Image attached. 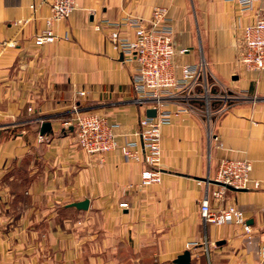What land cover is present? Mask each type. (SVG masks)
Masks as SVG:
<instances>
[{
  "label": "crops",
  "instance_id": "1",
  "mask_svg": "<svg viewBox=\"0 0 264 264\" xmlns=\"http://www.w3.org/2000/svg\"><path fill=\"white\" fill-rule=\"evenodd\" d=\"M40 2L0 0V264H174L186 250L191 264H264V77L238 64L236 6L230 0H78L66 20L52 25L68 40L37 45L51 12L42 3L33 16ZM157 5L170 10L177 49L189 48L176 63L204 58L214 81L239 98L210 122L199 107L174 115L162 127L163 180L143 187V163L126 161L120 148L85 153L75 124L65 122L75 110L95 111L119 124V144L137 129L147 108L133 102L137 63H124L110 29L94 24L127 15L147 19ZM43 121L52 122V132L39 142ZM223 158L249 159L252 178L262 182L258 189H229L222 202L243 210L249 234L239 225L203 224L205 181L215 179ZM87 198L86 211L67 206ZM191 242L196 246L187 247Z\"/></svg>",
  "mask_w": 264,
  "mask_h": 264
},
{
  "label": "built area",
  "instance_id": "2",
  "mask_svg": "<svg viewBox=\"0 0 264 264\" xmlns=\"http://www.w3.org/2000/svg\"><path fill=\"white\" fill-rule=\"evenodd\" d=\"M230 1L237 5L243 16H253L252 21L239 26L242 49L238 64L244 71L258 72L264 77V0ZM44 2H49L51 12L46 18V28L35 36L36 44L53 43L61 38L68 40L69 36H59L52 24L67 19L76 10L78 0H42L40 4L33 5V13ZM103 27L110 29L113 48L123 57V62L137 63L132 76L136 94L133 102L147 106L145 113L147 109H155L156 116L148 117L144 114L140 117L137 129L126 134L122 144L118 140L119 124L109 122L100 114L75 110L73 120L66 121L65 125L69 127L75 124L78 144L85 153L103 155L120 148L126 161L143 163L141 186L159 184L163 180L162 127L170 124L174 115L198 110L197 107L210 122L214 114L225 111L239 97L223 90L214 81L204 58L196 64L176 63V57L187 53L189 48L177 49L175 26L167 6H155L151 17L147 19L128 15L119 21L105 18L94 24L98 31ZM128 29L133 30V36ZM9 44L14 45V42ZM177 102L181 104L178 109L169 108V105ZM38 140L44 142L46 136L39 134ZM213 140L218 142L219 147H223L219 137L214 135ZM252 171L253 163L246 158H223L220 161L215 179L208 177L205 181L208 188L200 204L204 225H239L247 234L251 233L252 229L243 210L233 203L222 204L229 189L218 184L215 190L209 187L217 181L242 190L252 187L258 189L262 187V182L252 178ZM212 199L216 201L215 204ZM120 206L128 207V203L123 202ZM205 241L209 244L208 240ZM194 246L195 242L187 245L189 248ZM260 255L264 261V246Z\"/></svg>",
  "mask_w": 264,
  "mask_h": 264
},
{
  "label": "water",
  "instance_id": "3",
  "mask_svg": "<svg viewBox=\"0 0 264 264\" xmlns=\"http://www.w3.org/2000/svg\"><path fill=\"white\" fill-rule=\"evenodd\" d=\"M237 78L238 77H235V79H237ZM146 115L148 117H155L156 116V110L155 109H147ZM49 132H52V122H50V121H43L42 124H41L40 133L42 135H45V134H47ZM215 183L218 184V185L225 186L228 189L233 190V191H240V190H242V189H237V188H234V187H231V186H228V185H224L221 182H217L216 181ZM67 206H69V207H75L78 210L86 211V210L89 209L90 200L87 198V199H84V200H81V201L71 202ZM174 264H191V251L190 250H186L182 254H180L174 260Z\"/></svg>",
  "mask_w": 264,
  "mask_h": 264
},
{
  "label": "rangeland",
  "instance_id": "4",
  "mask_svg": "<svg viewBox=\"0 0 264 264\" xmlns=\"http://www.w3.org/2000/svg\"><path fill=\"white\" fill-rule=\"evenodd\" d=\"M40 1L42 2V0H40ZM41 2H40V3H41ZM40 3H37V5L40 4ZM44 4H48V5H49V2H44L43 5H44ZM34 5H36V4H34ZM41 6H42V5L39 6L38 10H37L35 13H33V10H32L33 16H35V15L37 14V12L40 10V7H41ZM234 6H236V8H237V10H236L237 12H236V13H237V17H238L239 20H240V24L243 25L244 23H247V22H244V21H241V20L244 19L245 17H247L248 15H251V14H246L245 16H243V14L240 13V11H239L237 5L234 4ZM49 15H50V14H49ZM127 16H128V15H127ZM240 16H242V17H240ZM251 16H252V15H251ZM123 18H124V17H123ZM123 18H122V19H123ZM65 20H66V19H65ZM119 20H121V19H119ZM119 20H114V21H119ZM53 24H54V23H53ZM53 24H52V25H53ZM239 26H240V25H239ZM128 31H129V29H128ZM238 33H239V35H240V41H241V46H240L241 48H240V50H241V49H242V38H241V32H240V30H239ZM61 39H64V38H61ZM58 40H59V39H58ZM56 41H57V40H56ZM48 44H49V43H48ZM240 54H241V52H240ZM129 63H131V62H129ZM211 78H212V77H211ZM211 78H210V80H211ZM217 84L219 85V82H217ZM218 87H219V86H218ZM81 112H82V111H81ZM83 112H87V111H83ZM88 112H93V113H94L95 111H88ZM73 116H75V112H74ZM76 133H77V130H76ZM40 134H41V133H40ZM38 135H39V134H38ZM77 142H78V139H77ZM78 146H79V144H78ZM79 147H80V146H79ZM80 148H81V147H80ZM81 149H82V148H81ZM82 150H83V149H82ZM120 207H121V206H120ZM121 208H126V207H121ZM78 229H79V231H83V230H84V228H82V227H79Z\"/></svg>",
  "mask_w": 264,
  "mask_h": 264
},
{
  "label": "trees",
  "instance_id": "5",
  "mask_svg": "<svg viewBox=\"0 0 264 264\" xmlns=\"http://www.w3.org/2000/svg\"><path fill=\"white\" fill-rule=\"evenodd\" d=\"M75 128V130H76V127H74ZM41 130V129H40Z\"/></svg>",
  "mask_w": 264,
  "mask_h": 264
},
{
  "label": "bare ground",
  "instance_id": "6",
  "mask_svg": "<svg viewBox=\"0 0 264 264\" xmlns=\"http://www.w3.org/2000/svg\"><path fill=\"white\" fill-rule=\"evenodd\" d=\"M201 213V212H200Z\"/></svg>",
  "mask_w": 264,
  "mask_h": 264
}]
</instances>
